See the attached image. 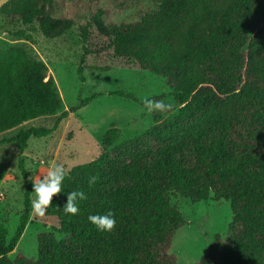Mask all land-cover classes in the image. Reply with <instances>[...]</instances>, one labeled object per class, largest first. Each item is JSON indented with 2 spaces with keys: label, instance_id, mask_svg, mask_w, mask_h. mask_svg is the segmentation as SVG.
Wrapping results in <instances>:
<instances>
[{
  "label": "trees",
  "instance_id": "obj_1",
  "mask_svg": "<svg viewBox=\"0 0 264 264\" xmlns=\"http://www.w3.org/2000/svg\"><path fill=\"white\" fill-rule=\"evenodd\" d=\"M110 1L121 6L154 1L156 7L118 23L95 11L81 27L84 54L98 53L97 38L113 58L165 78L178 111L171 118L154 114L151 127L119 143V129L107 130L102 152L66 170L62 191L46 211L66 237L39 233L35 258L22 253L10 258L29 219L28 179L8 242L0 223V264H176L168 249L184 219L170 203L172 191L192 200L212 193L229 201V234L225 239L216 234L198 264H264V0ZM3 12L23 24L37 23L46 38L62 35L73 21L55 16L52 0H9ZM61 107L43 61L22 44L0 48V133ZM51 130L30 127L3 141L22 152L28 138ZM18 166L26 177L21 160ZM92 175L98 180L90 186ZM73 190L87 196L78 201L77 215L63 208ZM109 210L115 228L98 231L89 215Z\"/></svg>",
  "mask_w": 264,
  "mask_h": 264
},
{
  "label": "rangeland",
  "instance_id": "obj_2",
  "mask_svg": "<svg viewBox=\"0 0 264 264\" xmlns=\"http://www.w3.org/2000/svg\"><path fill=\"white\" fill-rule=\"evenodd\" d=\"M8 1L0 0V48L22 44L31 57L43 61L54 79L62 107L53 114L29 119L0 133V223L7 229L6 242L19 223L29 177L31 181L37 175L43 177L56 163L68 170L91 161L102 152L103 138L110 128L119 129L116 140L119 143L151 127L154 114L171 118L179 108L165 78L131 61L113 58L111 50L100 49L97 38L94 43L98 53L84 54L86 44L81 38V27L95 11H100L106 22L118 23L139 18L144 11L156 7L154 1L121 6L110 0H52L55 16L67 15L73 19L70 28L54 38L44 37L37 23L23 24L5 14L3 8ZM27 36L29 40L24 39ZM117 91L132 97L120 96ZM145 98L163 100L173 108L149 113L143 106ZM85 99L89 100L80 105ZM30 127L52 130L45 136L28 138L22 152L15 143L3 141ZM20 160L26 177L19 169ZM34 198L32 191L31 200ZM169 199L184 223L175 231L168 252L176 257V264H198L216 234L222 239L229 234L233 216L229 201L215 199L212 193L205 199L192 200L175 191L170 192ZM57 227L56 218L35 216L31 204L25 230L9 257L22 253L35 258L37 234L51 232L59 239L66 237Z\"/></svg>",
  "mask_w": 264,
  "mask_h": 264
},
{
  "label": "clouds",
  "instance_id": "obj_3",
  "mask_svg": "<svg viewBox=\"0 0 264 264\" xmlns=\"http://www.w3.org/2000/svg\"><path fill=\"white\" fill-rule=\"evenodd\" d=\"M143 106L149 112H167L173 108L171 103H165L163 100L143 99ZM68 172L65 166L61 163H56L43 177L37 175L32 181V191L35 193V198L31 201L32 210L35 216L43 218L50 205L52 198L61 193L62 182ZM29 179H32L29 177ZM98 176L92 175L89 177V185L97 182ZM87 199L83 190H73L68 192L66 203L64 204L65 214L77 215L79 213L78 201ZM88 220L96 227L98 231L110 232L115 228V218L111 210L106 214L89 215Z\"/></svg>",
  "mask_w": 264,
  "mask_h": 264
}]
</instances>
